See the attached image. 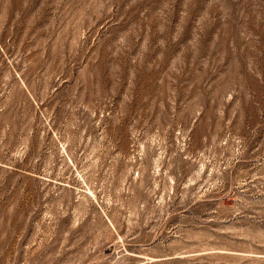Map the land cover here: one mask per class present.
<instances>
[{"label":"rangeland","instance_id":"1","mask_svg":"<svg viewBox=\"0 0 264 264\" xmlns=\"http://www.w3.org/2000/svg\"><path fill=\"white\" fill-rule=\"evenodd\" d=\"M0 264H264V0H0Z\"/></svg>","mask_w":264,"mask_h":264}]
</instances>
